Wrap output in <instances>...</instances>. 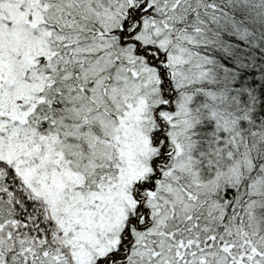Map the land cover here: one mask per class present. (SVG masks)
I'll list each match as a JSON object with an SVG mask.
<instances>
[{
    "label": "snow or ice",
    "instance_id": "1",
    "mask_svg": "<svg viewBox=\"0 0 264 264\" xmlns=\"http://www.w3.org/2000/svg\"><path fill=\"white\" fill-rule=\"evenodd\" d=\"M255 2L0 0V264H264V81L199 52Z\"/></svg>",
    "mask_w": 264,
    "mask_h": 264
},
{
    "label": "trees",
    "instance_id": "2",
    "mask_svg": "<svg viewBox=\"0 0 264 264\" xmlns=\"http://www.w3.org/2000/svg\"><path fill=\"white\" fill-rule=\"evenodd\" d=\"M229 15L232 24L209 26L202 37L199 52L209 61L207 67L216 81L226 83L229 92H238L240 89H233L230 85L239 78L241 70L254 73L245 77V84L252 79L264 81L260 72L264 68V20L260 19L258 0L243 10L233 8ZM250 100L256 106L255 111L259 112V105L264 104V100L255 92Z\"/></svg>",
    "mask_w": 264,
    "mask_h": 264
}]
</instances>
